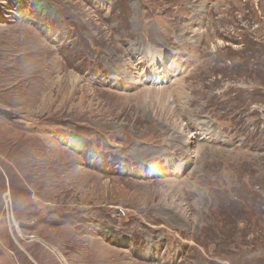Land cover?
Listing matches in <instances>:
<instances>
[{"label": "rangeland", "instance_id": "1", "mask_svg": "<svg viewBox=\"0 0 264 264\" xmlns=\"http://www.w3.org/2000/svg\"><path fill=\"white\" fill-rule=\"evenodd\" d=\"M0 264H264V0H0Z\"/></svg>", "mask_w": 264, "mask_h": 264}, {"label": "bare ground", "instance_id": "2", "mask_svg": "<svg viewBox=\"0 0 264 264\" xmlns=\"http://www.w3.org/2000/svg\"><path fill=\"white\" fill-rule=\"evenodd\" d=\"M77 79V78H76ZM74 80V79H73Z\"/></svg>", "mask_w": 264, "mask_h": 264}]
</instances>
